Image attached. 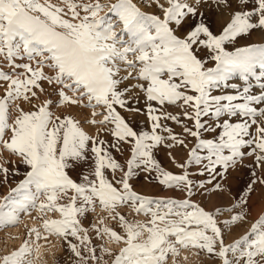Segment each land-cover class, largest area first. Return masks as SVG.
I'll list each match as a JSON object with an SVG mask.
<instances>
[{
    "label": "snow or ice",
    "instance_id": "obj_1",
    "mask_svg": "<svg viewBox=\"0 0 264 264\" xmlns=\"http://www.w3.org/2000/svg\"><path fill=\"white\" fill-rule=\"evenodd\" d=\"M205 9L225 20L218 31ZM253 32L264 37V0H0V157L25 168L0 198V230L22 216L39 224L0 264H38L53 238L72 264H180L182 252L264 264V214L234 234L264 185V43ZM161 147L186 150L172 157L179 172L158 161ZM246 158V188L207 207ZM5 163L0 184L21 174ZM141 173L181 196L137 192ZM97 209L105 216L85 226Z\"/></svg>",
    "mask_w": 264,
    "mask_h": 264
},
{
    "label": "rangeland",
    "instance_id": "obj_2",
    "mask_svg": "<svg viewBox=\"0 0 264 264\" xmlns=\"http://www.w3.org/2000/svg\"><path fill=\"white\" fill-rule=\"evenodd\" d=\"M145 10H149V9H145ZM204 13L206 16L207 15L210 16L213 22H208V21L207 22L210 24L211 28L214 29L215 31H217L218 28L220 29L225 23V20L220 18L213 9H205ZM249 42L264 43V37H262L259 32H253L251 34ZM140 104L143 105L142 100ZM24 107L27 109L28 105L26 106L24 105ZM167 110L171 112H175L176 109L169 107ZM125 115L128 119L131 120L133 127H139L141 125H143L145 128L148 127L145 117L140 115L132 116L131 114H125ZM171 127H173V129L179 128L175 124H172ZM179 130L180 129H178L177 131L179 132ZM86 131H88L92 135H95L97 129L92 127H87ZM170 151H171V156L169 155ZM186 155H187L186 150H182V149L167 150V148L162 147L157 151L156 158L166 170L171 171L173 173H177L180 170L173 163L172 157H175L176 161L180 162L186 158ZM116 156L117 159L122 161L123 158L120 157L119 154H116ZM5 160L14 161V164L19 167L21 174L19 176L10 175L7 183L0 184V198L8 194L10 187H15L16 182H18L20 179L23 178V172L25 171L24 166L20 165L19 162L15 160V158L10 157L7 153H4L3 156L0 157V164H4L5 167L12 169L14 165L12 163H5ZM90 163H91L90 161H86L82 163L80 167H78L77 169L72 170L71 175L73 176V178L75 179L77 177V173H79L80 171H87ZM251 165H252V160L246 158L243 161L242 165H239L235 169L230 170L227 179L222 181V184L225 186V191L217 192V193L210 192L209 196L211 197V199L208 201L206 206L212 207L214 204H229L230 201L232 200V197L240 194L241 191L246 188L249 181L252 179L250 175V172L252 171L250 167ZM256 171L258 172L259 175L264 176V171L259 169H257ZM199 179H204V178L201 177ZM134 187L137 192L149 196H155V197L181 196V193L164 189L158 183H149L145 179L144 173H141L139 177L135 179ZM227 189L231 190V195H229ZM122 211L125 215L131 218L132 214L129 212V210L123 209ZM248 211H250L251 213V215L248 217L249 223L240 224L237 227H235L234 234L236 236L244 234L248 230L250 222L258 218L259 215L264 214V185H260V184L254 185V191L251 193L249 199ZM36 215L38 214L33 213V216ZM104 216L105 213L97 209V212L95 214L89 215L88 220L85 221V226H87L88 222L93 220L94 217H104ZM55 218H59V217L56 216ZM137 219L143 220L144 218L143 216H140L137 217ZM105 223L111 227H116L115 222L113 221L106 220ZM25 226L31 228V227H38L39 224L37 221H34L30 217L22 216L21 223L19 224V226L8 227L6 229L0 230V256L7 254L13 249L19 247L26 233ZM228 239L231 240L232 237L230 236ZM95 242L97 244L100 243V241H95ZM51 245L53 246H50V250L48 251L42 250L43 253L42 259L38 262V264H57V261H59V264H72V257L70 253L65 250V245L63 244L62 241H57L53 238L51 240ZM106 246L112 249L113 251H118L120 247V245H115V244H107ZM185 256L188 257L186 261L183 259V257ZM169 264H171V261L169 262ZM180 264H214V261L208 259L207 256L197 257L188 252H182Z\"/></svg>",
    "mask_w": 264,
    "mask_h": 264
},
{
    "label": "bare ground",
    "instance_id": "obj_3",
    "mask_svg": "<svg viewBox=\"0 0 264 264\" xmlns=\"http://www.w3.org/2000/svg\"><path fill=\"white\" fill-rule=\"evenodd\" d=\"M208 13H209V12H208ZM208 13H207V14H208ZM205 16H206V15H205ZM206 18H207V21H208V22H213V21L211 20L210 16L207 15ZM218 27H220V26H218ZM216 28H217V27H216ZM212 30H214V29H212ZM218 30H219V28H218ZM218 30H217V31H218ZM214 31H215V30H214ZM25 106H26V105H25ZM139 106L142 107L143 105L140 104ZM168 111H169V110H168ZM175 111H176V110H175ZM167 123H169L170 126L172 125L170 122H167ZM173 127H174V126H173ZM178 129H180V128H178ZM178 129L174 128V131L178 132V131H177ZM179 131H180V130H179ZM161 148H162V147H161ZM167 150H168V149H167ZM180 150H181V149H180ZM184 152H185V151H184ZM5 155H6V154H5Z\"/></svg>",
    "mask_w": 264,
    "mask_h": 264
}]
</instances>
